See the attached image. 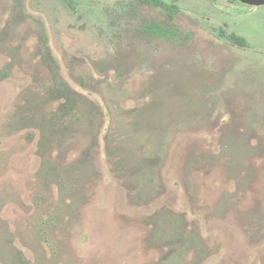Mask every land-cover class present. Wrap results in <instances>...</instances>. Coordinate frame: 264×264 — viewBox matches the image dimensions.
Returning <instances> with one entry per match:
<instances>
[{
  "label": "rangeland",
  "instance_id": "1",
  "mask_svg": "<svg viewBox=\"0 0 264 264\" xmlns=\"http://www.w3.org/2000/svg\"><path fill=\"white\" fill-rule=\"evenodd\" d=\"M176 7L0 0V264H264V6Z\"/></svg>",
  "mask_w": 264,
  "mask_h": 264
},
{
  "label": "trees",
  "instance_id": "2",
  "mask_svg": "<svg viewBox=\"0 0 264 264\" xmlns=\"http://www.w3.org/2000/svg\"><path fill=\"white\" fill-rule=\"evenodd\" d=\"M141 3L151 6H159L162 7L166 11V15L168 19H172L174 14L177 11L176 3L180 0H139ZM144 31L149 34L164 36V37H172L176 34V29L171 27V25H164L159 22H151L144 27ZM228 38L239 46H245L246 42L244 38L236 36L234 33L228 34ZM192 239V237H191ZM189 238V240L191 241ZM193 240L192 242H194ZM188 249V248H187ZM183 252V251H182ZM16 253V261L14 264H31V262L22 254L20 251H14Z\"/></svg>",
  "mask_w": 264,
  "mask_h": 264
},
{
  "label": "water",
  "instance_id": "3",
  "mask_svg": "<svg viewBox=\"0 0 264 264\" xmlns=\"http://www.w3.org/2000/svg\"><path fill=\"white\" fill-rule=\"evenodd\" d=\"M248 6H264V0H237Z\"/></svg>",
  "mask_w": 264,
  "mask_h": 264
},
{
  "label": "flooded vegetation",
  "instance_id": "4",
  "mask_svg": "<svg viewBox=\"0 0 264 264\" xmlns=\"http://www.w3.org/2000/svg\"><path fill=\"white\" fill-rule=\"evenodd\" d=\"M180 1H184V0H180Z\"/></svg>",
  "mask_w": 264,
  "mask_h": 264
}]
</instances>
